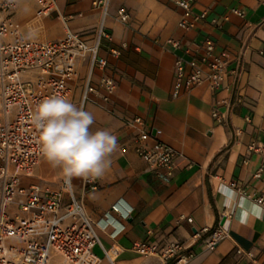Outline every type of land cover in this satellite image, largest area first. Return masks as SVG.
I'll list each match as a JSON object with an SVG mask.
<instances>
[{"label": "crops", "instance_id": "obj_1", "mask_svg": "<svg viewBox=\"0 0 264 264\" xmlns=\"http://www.w3.org/2000/svg\"><path fill=\"white\" fill-rule=\"evenodd\" d=\"M93 2L55 0L49 16L37 17L33 0H17L12 20L22 35L33 40L59 39L65 26L91 39L102 24L108 35L101 40L99 55L107 60V72L117 88L109 102L91 95L93 101L83 106L96 118L93 130L111 131L118 143L110 168L96 178L97 189L84 196V213L98 225L100 243L93 253L99 264H164L155 256L133 252L137 241L158 247L183 242L180 254L191 255L183 264H264V206L252 198L264 196V174L253 177L262 157L249 149L252 144L264 146V3L195 0L193 12H206V18L184 30L178 26L181 9L171 0H108L105 15ZM121 9L129 13V22L116 19ZM206 38L214 41L216 52L227 53L228 71L237 69L240 58L237 83L230 76L220 92L203 85L174 97L176 58L198 57L184 49H194ZM112 50L119 55L113 56ZM88 70V61L78 62L70 83L73 101L80 106ZM97 77L95 71L94 82ZM239 96L241 102H236ZM224 99L235 102L229 112L221 103ZM216 107L225 112L224 124L211 116ZM135 116L151 130L149 145L163 142L183 154L170 180L155 178L134 152L129 140L137 130L124 120ZM122 143H127L124 151L119 149ZM60 178V169L43 159L21 184L57 189ZM72 183L79 197L81 178ZM239 189L251 197L242 196ZM8 211L11 217L25 215L16 205ZM203 227L209 231L196 235ZM217 227L228 236L209 248V234ZM49 264H60V259L53 257Z\"/></svg>", "mask_w": 264, "mask_h": 264}, {"label": "built area", "instance_id": "obj_2", "mask_svg": "<svg viewBox=\"0 0 264 264\" xmlns=\"http://www.w3.org/2000/svg\"><path fill=\"white\" fill-rule=\"evenodd\" d=\"M33 1L37 17H47L55 10V0ZM171 1L181 9L180 28L188 30L205 20L206 12H193L195 0ZM259 1L264 3V0ZM16 2L0 0V264H49L53 257H58L60 264H99V258L93 253L94 246L100 243L98 225L84 213V196L97 189V180L81 178V194L77 197L72 181L66 183L62 176L57 189L38 184L24 187L21 179L32 177L43 160L31 113L40 101L53 95L67 97L74 103L70 83L75 77L78 62L88 61L89 67L83 82L81 106L93 101L91 95H96L101 103L111 99L117 85L107 72V60L99 55L101 40L108 35L103 33L101 24L91 39H85L66 26L64 36L59 39H28L12 20ZM93 6L101 8L105 15L108 0H94ZM232 12L244 16L239 9H232ZM116 19L127 23L130 15L121 9ZM173 45L179 47L177 42ZM184 52L199 55L188 60L176 58L172 85L174 97L203 85H208L214 93L220 92L226 88L230 76L237 83L242 71L240 58L237 60L238 70L228 71V55L225 51L216 52L212 39L206 38L201 45L194 49L185 48ZM111 53L115 57L119 55L118 50ZM95 71H98L96 82L93 81ZM236 102H241L240 96ZM221 103L229 112L235 102L224 99ZM211 116L218 124L226 121L225 112L217 107ZM124 122L137 130L129 142L149 172L159 180H170L179 161L184 160L183 154L163 142L149 145L151 130L140 116ZM126 145L122 143L119 149L124 151ZM249 149L262 157L253 175L260 178L264 174V146L252 144ZM187 167H191V162ZM239 191L242 196L251 197L243 190ZM252 198L264 206V196L253 194ZM13 205L25 215L11 217L8 209ZM111 210L117 212L118 208L112 206ZM186 219L192 222L191 218ZM208 231L203 227L196 231V235ZM227 236L226 230L217 227L210 232L206 245L213 248ZM131 250L139 256H155L164 264H183L191 257L180 254L185 250L183 242L158 247L148 241H137Z\"/></svg>", "mask_w": 264, "mask_h": 264}, {"label": "clouds", "instance_id": "obj_3", "mask_svg": "<svg viewBox=\"0 0 264 264\" xmlns=\"http://www.w3.org/2000/svg\"><path fill=\"white\" fill-rule=\"evenodd\" d=\"M37 130L39 154L66 183L73 178H100L112 164L117 137L109 130L96 129L91 111L67 97L53 95L40 101L31 113Z\"/></svg>", "mask_w": 264, "mask_h": 264}, {"label": "water", "instance_id": "obj_4", "mask_svg": "<svg viewBox=\"0 0 264 264\" xmlns=\"http://www.w3.org/2000/svg\"><path fill=\"white\" fill-rule=\"evenodd\" d=\"M154 133V132H153Z\"/></svg>", "mask_w": 264, "mask_h": 264}]
</instances>
